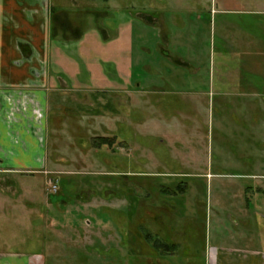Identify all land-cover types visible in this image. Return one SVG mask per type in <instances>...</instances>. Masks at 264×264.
I'll return each mask as SVG.
<instances>
[{"label":"rangeland","instance_id":"374dc122","mask_svg":"<svg viewBox=\"0 0 264 264\" xmlns=\"http://www.w3.org/2000/svg\"><path fill=\"white\" fill-rule=\"evenodd\" d=\"M125 1L64 3L107 13L99 21L110 29L109 6ZM148 1L130 0V9L150 11ZM180 1H157L160 14L183 19ZM131 22L136 84L141 49L138 20ZM201 29L198 51L207 55ZM155 32L148 26L151 54ZM201 68L192 102V93L153 88H66L52 91L46 111L34 103V116H46L45 127L34 128L46 171L0 172V252L35 255L39 264H241L264 254L263 101L253 104L256 97L233 85L219 94L217 65L210 88ZM19 97L23 113L28 97Z\"/></svg>","mask_w":264,"mask_h":264},{"label":"crops","instance_id":"0c3cea01","mask_svg":"<svg viewBox=\"0 0 264 264\" xmlns=\"http://www.w3.org/2000/svg\"><path fill=\"white\" fill-rule=\"evenodd\" d=\"M65 1L55 6L50 0H0V172L46 171L45 150L34 133L40 123L45 127L46 116L39 121L32 105L46 111L55 90L131 95L153 88L168 95L192 93V102L201 66L206 65L210 88L211 68L216 64L219 94L233 85L239 94L256 97L253 104H264L257 99H264V0H204L202 4L181 0L187 8L183 19L173 13L161 15L160 0L148 1L150 11L135 12L128 0L117 7L107 5L116 12L111 23L107 20L110 29L99 21L107 13L73 9ZM132 19L138 20L141 49L136 84L131 81ZM148 26L156 31L153 55ZM200 26L202 40L209 36L207 55L198 51ZM20 94L28 97L21 101L23 113L17 110ZM162 101L171 104L172 100ZM34 257L0 252V264H39ZM236 260L232 259L238 264ZM241 264H264V254L246 255Z\"/></svg>","mask_w":264,"mask_h":264},{"label":"trees","instance_id":"16d2710c","mask_svg":"<svg viewBox=\"0 0 264 264\" xmlns=\"http://www.w3.org/2000/svg\"><path fill=\"white\" fill-rule=\"evenodd\" d=\"M102 140H103V141H102V144L108 143V141H104L105 139H102ZM177 187H179V188H180V187H181V185H180V184H178V185H177ZM181 189H182V188H180V190H181Z\"/></svg>","mask_w":264,"mask_h":264}]
</instances>
